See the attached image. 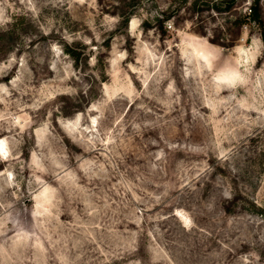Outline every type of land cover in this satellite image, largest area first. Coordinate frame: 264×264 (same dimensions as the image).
I'll list each match as a JSON object with an SVG mask.
<instances>
[{"label":"rangeland","instance_id":"374dc122","mask_svg":"<svg viewBox=\"0 0 264 264\" xmlns=\"http://www.w3.org/2000/svg\"><path fill=\"white\" fill-rule=\"evenodd\" d=\"M252 1L0 0V264H264Z\"/></svg>","mask_w":264,"mask_h":264},{"label":"trees","instance_id":"16d2710c","mask_svg":"<svg viewBox=\"0 0 264 264\" xmlns=\"http://www.w3.org/2000/svg\"><path fill=\"white\" fill-rule=\"evenodd\" d=\"M248 9V14L241 18V24L247 23L248 21L254 22L262 30L261 36L264 41V17L262 13L261 0H253Z\"/></svg>","mask_w":264,"mask_h":264},{"label":"bare ground","instance_id":"6f19581e","mask_svg":"<svg viewBox=\"0 0 264 264\" xmlns=\"http://www.w3.org/2000/svg\"><path fill=\"white\" fill-rule=\"evenodd\" d=\"M7 153V148L5 147V145L2 144V142H0V154H6Z\"/></svg>","mask_w":264,"mask_h":264}]
</instances>
